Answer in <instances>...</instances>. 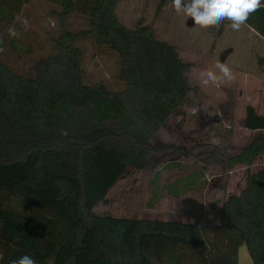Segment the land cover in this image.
<instances>
[{
  "label": "trees",
  "instance_id": "trees-1",
  "mask_svg": "<svg viewBox=\"0 0 264 264\" xmlns=\"http://www.w3.org/2000/svg\"><path fill=\"white\" fill-rule=\"evenodd\" d=\"M28 1L0 0V35ZM43 1L61 8L62 23L86 15L91 29L63 28L56 54L32 78L12 72L0 53V264L25 254L37 264H239L244 245L253 264H264V170L227 197L217 225L96 212L129 170L157 164L151 142L192 91L189 65L149 26L122 24L123 0ZM246 26L264 39V9ZM88 36L119 56L124 90L84 82L77 42ZM258 67L264 73V58ZM262 155L257 137L224 162L251 167Z\"/></svg>",
  "mask_w": 264,
  "mask_h": 264
},
{
  "label": "rangeland",
  "instance_id": "rangeland-1",
  "mask_svg": "<svg viewBox=\"0 0 264 264\" xmlns=\"http://www.w3.org/2000/svg\"><path fill=\"white\" fill-rule=\"evenodd\" d=\"M58 11L60 7L46 1L29 0L14 22L1 29L2 60L12 72L34 77L35 65L56 54L55 41L63 28L73 33L91 29L86 15L76 13L62 23ZM116 14L126 27L149 26L159 40L177 49L189 65L186 76L192 91L151 142L157 164L143 172L129 170L96 212L217 225L227 197L244 190L249 174L264 170V155L251 167L234 170H228L224 162L255 138H264V73L258 67L264 58V39L248 26L233 31L228 21L209 28L195 26L190 17L175 13L172 0H123ZM10 27L20 32L19 38L8 35ZM77 47L84 52L87 85L125 89L114 51L90 36L79 39ZM217 60L225 62L234 76L219 87L205 84L200 76L202 71L218 72ZM239 264H253L245 245L239 250Z\"/></svg>",
  "mask_w": 264,
  "mask_h": 264
},
{
  "label": "clouds",
  "instance_id": "clouds-1",
  "mask_svg": "<svg viewBox=\"0 0 264 264\" xmlns=\"http://www.w3.org/2000/svg\"><path fill=\"white\" fill-rule=\"evenodd\" d=\"M172 7L177 15L190 17L195 26L209 28L228 21L233 31H240L252 14L264 9V0H172ZM23 24L27 30L28 21L24 20ZM8 35L19 38L20 32L15 27H10ZM3 52L4 48L0 47V53ZM215 69L218 72L207 70L200 73L205 84L211 83L219 87L225 81L234 79L232 69L225 62L217 60ZM9 264H37V261L25 254L10 260Z\"/></svg>",
  "mask_w": 264,
  "mask_h": 264
}]
</instances>
